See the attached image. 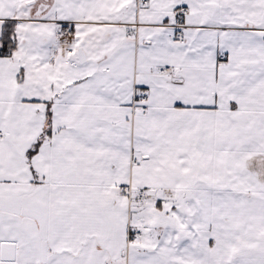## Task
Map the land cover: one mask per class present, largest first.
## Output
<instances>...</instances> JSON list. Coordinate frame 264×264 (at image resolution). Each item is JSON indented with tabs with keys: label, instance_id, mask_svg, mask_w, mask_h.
I'll use <instances>...</instances> for the list:
<instances>
[{
	"label": "snow or ice",
	"instance_id": "1",
	"mask_svg": "<svg viewBox=\"0 0 264 264\" xmlns=\"http://www.w3.org/2000/svg\"><path fill=\"white\" fill-rule=\"evenodd\" d=\"M0 264H264V0H0Z\"/></svg>",
	"mask_w": 264,
	"mask_h": 264
}]
</instances>
